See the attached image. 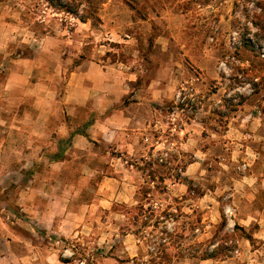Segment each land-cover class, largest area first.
Segmentation results:
<instances>
[{
	"label": "rangeland",
	"instance_id": "1",
	"mask_svg": "<svg viewBox=\"0 0 264 264\" xmlns=\"http://www.w3.org/2000/svg\"><path fill=\"white\" fill-rule=\"evenodd\" d=\"M138 2L142 18L125 0H101L100 22L93 25L58 12L44 0H0V264H43L39 255L18 261V255L27 251L19 241L23 238L33 239L35 248L43 253L45 246L51 247L60 259L73 264H93L98 257L116 253L125 257L123 238L134 241L138 249L132 261L120 259L122 264H187V259L198 264L205 260L200 256L206 249L223 242L231 246L226 251L229 257L210 258V264H264V242L254 237L258 223L252 220L244 228L237 220L253 206L264 207L263 167L259 180L245 179L264 149L249 150L245 159L233 158L234 149L223 144L264 141V57L260 50L264 45V0ZM227 56L236 60L228 59L229 77L219 70V62ZM83 62L111 65L124 72V77L133 76L121 104L138 101L128 99L143 94V82L156 78L165 83V93H172L151 102L153 112L161 114L162 127L153 129L149 140L135 144L129 154L97 142L75 149L71 135L63 139L57 133L61 123L77 124H73L79 114L76 98L83 99L87 83H91L76 74ZM205 80L208 91L216 93L209 102L203 100V85L194 90L192 83ZM98 83L96 90L101 91ZM245 84L252 91H236ZM195 115L200 121L196 127L205 123L207 131L187 144L177 128ZM90 119H84L79 128ZM238 123L242 124L241 135L234 128L228 132ZM29 144H47L35 150V157L39 153L88 163L77 166L68 162L62 170L38 157L27 163L23 153L31 151ZM194 153L200 164L188 173L187 163ZM112 156L128 161L125 165L136 193L130 203L113 201L108 209L101 205L92 208L99 179L110 170L109 163L98 158ZM250 159L254 160L251 165ZM86 167L98 172L77 181V172L83 174ZM59 171L69 190L78 182L81 196H70L69 204L73 200L77 207L83 205L85 220L90 222L89 227L79 229V240L43 229L35 234L21 225L28 222L36 227L22 207L39 211L45 205L46 197L30 193L29 186L35 183L37 188H45L44 183L54 181ZM248 191L254 200L243 196ZM242 239L247 240L246 246L239 244ZM65 249L72 256H63ZM254 254H259L258 259Z\"/></svg>",
	"mask_w": 264,
	"mask_h": 264
},
{
	"label": "crops",
	"instance_id": "2",
	"mask_svg": "<svg viewBox=\"0 0 264 264\" xmlns=\"http://www.w3.org/2000/svg\"><path fill=\"white\" fill-rule=\"evenodd\" d=\"M92 65H97L98 68H94L96 66H93L92 68ZM90 69L96 71L95 77L94 72H91ZM80 73L85 79H89L91 83H87L85 79L82 78L83 81L88 84V90H86V95L83 99L76 98V109L79 114L76 116L77 119L73 120V124L74 122L77 124L71 126L66 124L64 126V124L61 123L58 126L57 132L59 133L60 138L63 139H66V135H71V145L75 149L76 147L84 148L89 146L91 143L94 144V142H97L100 144H111L114 146L115 151L117 149L123 148L126 151V154H129L132 149L135 148V144H143V141L145 140L144 138L149 140V135H151L153 129L154 131H157V129L162 127V121L160 119L161 114L158 113V110L153 112L151 102L156 103L163 100L164 97L172 95V93H165V83L163 80L160 81L159 78H156L155 81H151L149 83L143 82V94L140 93L138 96L135 93L128 99V101H132V99H138V101L121 104L124 101L127 93H129L127 82L134 80L132 79L133 76L131 74H128L127 77H124L125 73L119 68H112L111 65L100 66L99 64L90 62H83L78 66L76 74L79 75ZM96 82H99L98 87H103L101 91H99V88L96 90ZM192 83L194 85V90L199 89V85H203L205 89L203 90V100L205 102H209L215 97L216 93H210L208 91L209 89L207 80L202 82L192 81ZM262 96H264V94H262ZM87 103L89 107H86ZM149 105L151 108H149ZM90 117L91 119L89 122H86L85 127L83 125L82 128H79L80 124ZM198 117L199 115H195V117L189 119V121L183 122V124L177 128L178 134L185 135L187 144L194 142V140L198 137L199 132H203L205 130L207 131V124L205 123H201L202 125L199 128L200 131L196 127V125L200 124ZM258 124V122L255 123L256 126H258ZM241 127L242 124L240 123H238V126L236 124L232 125L228 132L232 133V128H234V131H237L241 135V131H243ZM84 140L87 142V144L83 143ZM240 141L241 140L223 141L225 146H229L232 148V150L234 149L231 151L233 158L238 156L242 159H245L247 158L246 155L248 154L249 150H256L259 148L264 149V141L260 142L261 144H243ZM46 145L47 144H29L28 147L31 148V151L23 153L25 159H27L25 162L33 163L38 157L40 161H45V163L47 162L50 165H59L58 169L61 170L63 169L61 167L68 162L76 164L77 166L88 163L84 159L77 160L76 158L69 159L66 157L56 159L54 157L40 155L39 153H37V156L35 157V150H41ZM58 145L60 146L61 144ZM193 157L194 158L192 161L187 163L186 169L188 170V173H193L197 168V165L200 164V162L195 159V153ZM102 159L109 163L110 170L109 174H105L101 179H99L100 188L93 195L97 198L95 199L96 203L91 204V207L93 208L94 205L95 207H99L98 205H101L104 209H108L110 208V205L113 201H125L126 203H130L133 200L136 192L135 188H133L131 172L125 165L128 163V161L119 156L101 157L98 158V161L101 162L103 161ZM253 161V159H250L249 165H251ZM263 165L264 154L263 156H257V163L255 164L254 169L250 168L251 173H249L245 179L251 180V182H254V179L259 180L261 176L259 177L258 175H261L264 169ZM261 167H263V169ZM86 168H88L87 171L85 169L86 172H84L86 176H83L85 175L84 173L80 174L77 172V181H79V178L93 177L98 172L95 168ZM59 173L60 171L55 174L56 176L54 175V181L50 183H44L45 188H37L35 183L29 186L30 193H38L46 197L44 199L45 205L44 208L40 209L39 211L38 209L31 210L21 206V210L26 213V216L34 219L33 221L35 222L36 227L32 226L28 222L21 225L27 227L29 232H33L35 234H40V230L43 229V231L46 233H51L63 237L64 239L79 240V229L83 227H89L88 223L90 222L85 220V212L83 211L82 207L83 205L77 207V203L73 200H70L69 204L70 196H81L78 188V182H75V186L70 185L73 188L69 190L67 188L68 185L60 180L61 178H59ZM46 186H49V189H47ZM67 189L69 191H67ZM251 190H253V188H251ZM243 196L251 197L253 200L255 199V196L251 191H248ZM28 198H30V195H28ZM19 205L21 204L19 203ZM27 206L29 207V203ZM34 207L36 208V206ZM213 208L214 207H212V209ZM237 220L238 224L244 228L249 226L252 220L256 221L259 225V228L254 234V237L262 239L264 242V207L260 208L253 206L250 213L247 211L245 215L238 217ZM19 241H22L27 251L23 252L21 255H18V261L24 259L25 256L27 259H33L34 255H39L44 258L43 264H73L60 259V257L56 254V251L51 247L45 246L44 253L41 250L36 249L33 239L23 238V240ZM114 241L115 239L112 240L113 244L115 243ZM241 243L245 246L248 244L247 240L245 239L239 241V244ZM122 244L124 246L123 252L125 251V257L117 255V253L114 255L111 254L96 258V262H93V264H122L120 259L126 258H130L132 261L137 256V244L134 243V241L127 242L125 238L122 239ZM254 250L258 251V249ZM255 251H252L251 253H255ZM253 257L254 259H258L259 254H254ZM210 262V260L205 259L200 261L198 264H210ZM127 263L129 262H124V264ZM80 264H88V262L85 261V263L82 262ZM187 264L197 263L194 259H187Z\"/></svg>",
	"mask_w": 264,
	"mask_h": 264
},
{
	"label": "trees",
	"instance_id": "3",
	"mask_svg": "<svg viewBox=\"0 0 264 264\" xmlns=\"http://www.w3.org/2000/svg\"><path fill=\"white\" fill-rule=\"evenodd\" d=\"M50 7L56 9L58 12H63L68 15L73 16L80 22L90 21L93 25H96L100 22L98 16V4L101 0H44ZM131 9L135 10L138 15L142 18L143 14L141 10L138 9L139 0H125ZM226 238H230L231 235H225ZM250 240L252 236L249 234L247 236ZM231 246L218 244L211 248V250L206 249L203 254L200 256L201 259H225L229 257L227 250ZM192 257H197L195 254L191 255ZM64 261V260H63ZM66 261V260H65Z\"/></svg>",
	"mask_w": 264,
	"mask_h": 264
},
{
	"label": "built area",
	"instance_id": "4",
	"mask_svg": "<svg viewBox=\"0 0 264 264\" xmlns=\"http://www.w3.org/2000/svg\"><path fill=\"white\" fill-rule=\"evenodd\" d=\"M236 35H237V33L235 31H233L232 32V37H233L234 40L236 39ZM232 44L234 45L235 42H233ZM260 50H261V56L264 57V45L261 46ZM228 59L236 62L234 56H232V57L227 56L224 60H221L219 62V70H220V72L223 73V75L225 77H229L230 73L232 71V68L228 66ZM254 81H257V78H255ZM247 89H249V91L250 90L252 91V88L250 89V84H245V85H243L241 87H237L236 91L237 92H241L242 90H247ZM72 254H73V252L70 251V249H65L63 251L62 255L67 257V256H72Z\"/></svg>",
	"mask_w": 264,
	"mask_h": 264
}]
</instances>
